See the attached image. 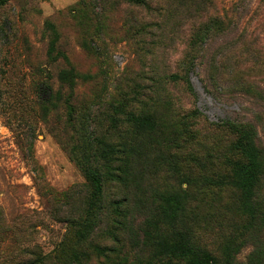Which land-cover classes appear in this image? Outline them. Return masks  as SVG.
I'll list each match as a JSON object with an SVG mask.
<instances>
[{
    "label": "rangeland",
    "instance_id": "374dc122",
    "mask_svg": "<svg viewBox=\"0 0 264 264\" xmlns=\"http://www.w3.org/2000/svg\"><path fill=\"white\" fill-rule=\"evenodd\" d=\"M211 17L234 19L233 33L246 43L257 38L264 57V0L0 5V264H158L152 225L168 238L186 232L215 264H264V221L250 228L238 207L235 136L219 125L254 120L264 152V100L205 88L199 63L236 41L225 42L230 32L193 46ZM192 58L193 94L183 79ZM62 69L71 70V85L59 81ZM247 77L264 88V73ZM144 114L156 120L154 131L137 132L130 121ZM102 139L119 150L108 163L98 156ZM83 154L114 174L90 214L91 188L77 164ZM172 192L184 209L173 227L160 225L163 196ZM257 196L264 202V184ZM116 199L131 227L112 221L117 214L106 206Z\"/></svg>",
    "mask_w": 264,
    "mask_h": 264
},
{
    "label": "trees",
    "instance_id": "16d2710c",
    "mask_svg": "<svg viewBox=\"0 0 264 264\" xmlns=\"http://www.w3.org/2000/svg\"><path fill=\"white\" fill-rule=\"evenodd\" d=\"M7 0H0V5L6 3ZM136 2H143L144 0H132ZM236 27V21L234 19H221L219 17H211L206 20L205 24L198 29L194 36L193 46L199 39L204 44H207L208 40L217 41L220 37L233 33V29ZM54 39L57 34L53 31ZM228 41L233 43L229 47L221 48L218 51L213 50L208 57L207 63L200 62L207 81L205 88L213 94L215 91L221 88L223 93L229 95L232 99L238 96H245L252 101L264 100V88L251 82L247 75L250 72L257 71V73H264V57L263 52L259 46H254V42L246 38L243 34L236 35L233 33ZM207 39V43L205 42ZM52 47V44H51ZM203 47V46H202ZM196 55L194 58L203 56L206 50L205 45L202 49L197 47ZM223 54H228L225 58L220 57ZM252 65L251 67L248 65ZM196 65L192 61L187 64V73L183 77L184 82L188 90L192 93V87L188 79V72ZM199 66V65H197ZM174 77H178L174 75ZM58 79L60 82L70 83L73 82V74L71 70L62 69L58 73ZM211 89V90H210ZM193 94V93H192ZM60 94L58 93V96ZM55 103V102H52ZM69 116H71V105L68 104ZM195 116H200L202 113L195 107L193 110ZM130 121L133 123L137 132L154 131L156 120L151 114H144L140 116H130ZM234 134L235 142L233 148L235 150V159L232 164V184L238 191V207L242 214L248 220L250 228L256 229L264 221V202L257 196V191L262 187L264 178V155L263 149L258 144V129L254 120H227L219 123ZM96 139V138H95ZM98 146L100 152L98 156L106 163L112 161L113 155L119 152L118 148L106 140H99ZM97 146V147H98ZM95 153H93L94 156ZM91 157L87 154H83L77 159V164L82 171L85 180L88 182L91 188V195L89 198V214L99 209V204L102 203L103 188L106 180L109 176L114 174H105L97 166L96 162L93 163ZM124 200L116 199L112 200L106 206L114 217V213L117 217L111 218L113 222H117L125 229L132 224L126 223L127 211H123L122 207ZM105 208V207H104ZM184 209V197L180 193H167L163 196V202L160 206L159 219L160 225L166 224L173 227L174 223L180 218V214ZM264 224V223H263ZM148 225V224H147ZM154 230L155 237V252L158 255L160 261L158 264H215V259L212 254L206 250L196 247L190 240L186 232L174 229L170 238L163 236L161 230L153 225L150 227ZM150 230V229H148ZM147 231V230H146Z\"/></svg>",
    "mask_w": 264,
    "mask_h": 264
}]
</instances>
